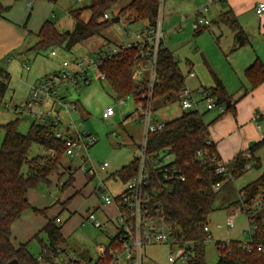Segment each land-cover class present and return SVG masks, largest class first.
Wrapping results in <instances>:
<instances>
[{
	"label": "rangeland",
	"instance_id": "obj_1",
	"mask_svg": "<svg viewBox=\"0 0 264 264\" xmlns=\"http://www.w3.org/2000/svg\"><path fill=\"white\" fill-rule=\"evenodd\" d=\"M129 1L119 0L115 5L117 7L114 6L108 12L111 19L118 16L120 14L118 8L125 6ZM88 4L89 0H59L50 20L56 23L60 31H70L74 28L76 21L70 15L69 9H80ZM224 8V3L218 0H164L165 40L178 60L184 76L188 74L187 71L191 66L197 73L198 79L188 83L190 88L197 85H203L208 89L213 88L215 86L213 74H216L225 85L231 101L237 105L245 98V96L242 97L245 89L249 88L245 69L251 61H255L256 57L261 58L264 55V45L256 40L258 38L253 31L252 35L246 32L249 43L236 49L235 32L229 25L217 22L218 13ZM90 16L89 11H84L82 19L86 22ZM121 18L122 21L119 24L112 23L101 36L82 41L71 50L64 47L34 50L37 38L29 34L23 43L6 52L0 59V66L11 74V80L9 90L0 107V146L5 135L2 128L4 124L19 119L18 130L27 134L35 122L36 119L29 111L19 108L28 101L31 85L60 71L65 61L72 63L75 58L81 60L84 57H93V50L98 45L114 47L127 42L142 27L143 22L129 23L126 15L125 17L121 15ZM199 20L210 22L209 27L201 33L197 32ZM127 31L131 34L129 37L126 35ZM261 41L264 42V39L262 38ZM52 52H56V55H52ZM25 65L30 66L31 69L26 70ZM73 68L71 64L69 69ZM90 79V85H81L79 90L73 86H62L58 91L57 96L63 102L78 105L80 113L72 109L55 107L59 114H54V110L49 105L50 100L41 106H34L37 111L43 110L47 113L46 116L50 122L55 117H59L66 125L69 124V127L73 122V126L70 127L71 135L87 133L97 138L93 146L81 150L80 157H63L61 175H53L50 183L31 190L30 208L18 219L13 229L14 243L19 246L30 241V251L40 257L43 251L42 243H47V236L45 233H40L39 239L33 238L41 232L48 220H55L57 225L61 226L65 245L63 249L61 248L59 256L50 264H72L71 260L79 261L80 264H95L98 258L97 248L101 245L107 247L111 238L117 233L118 213L104 203L102 195L107 193L116 196L125 189V183L119 179L117 172L138 154L139 146L144 139L145 128L134 97L118 99L107 82L97 77L94 69L90 70ZM108 107L114 108L115 115L104 119L103 114ZM50 109L52 114H49ZM200 109L202 113H205L206 123H210V137H219V131L225 129L227 125L219 127L220 130L214 135L212 133L214 130L211 129L228 112L215 120L218 116L215 110L207 111L204 104L200 106ZM182 113L178 102L164 104L162 99L156 101L154 114L160 122L176 119ZM259 124L264 127V120L261 119ZM263 147L264 145L254 150L255 158L264 155ZM42 153L43 149L35 144L31 148L30 155L34 157ZM82 158L88 160V168L95 167L98 173L90 176L82 170ZM255 161V159L251 160L253 166L251 169H246L233 181L219 188L216 210L208 219L209 233L213 241L206 245L207 264L218 262L216 242L245 239L243 231L248 225L245 213L239 211L241 203L237 202L239 191L264 173V164L257 168ZM165 162H172V157H166ZM104 163H108L109 167L100 170L99 166ZM68 166L72 167L73 184L62 189L63 184L70 178V171L67 172ZM23 172H27V166H24ZM99 187L102 189H98ZM35 210L45 211L43 214ZM91 213L98 221L108 225L106 224L104 228L95 226L94 221L89 218ZM234 214L235 223L230 227L228 220ZM104 218L106 222L103 221ZM177 253V246L172 243L147 245L144 248V264H170ZM92 258L94 262L90 261ZM177 264L188 263L178 261Z\"/></svg>",
	"mask_w": 264,
	"mask_h": 264
},
{
	"label": "trees",
	"instance_id": "obj_2",
	"mask_svg": "<svg viewBox=\"0 0 264 264\" xmlns=\"http://www.w3.org/2000/svg\"><path fill=\"white\" fill-rule=\"evenodd\" d=\"M4 0H0V18L5 12ZM56 4L59 0H46ZM119 0H89V4L80 9H71L70 15L75 19V26L70 31H60L52 20H46L37 34L34 50L42 51L52 47H64L71 50L74 46L94 36H101L112 24L104 19ZM160 0H131L120 11L119 16L126 15L130 23L146 22L152 25L157 17ZM84 11L91 16L88 21L82 19ZM217 22L225 23L235 32V48H241L249 43V36L240 25L237 17L231 10L219 14ZM203 30H201L202 32ZM138 50L130 49L111 61L105 62L100 70L107 77V84L118 99L133 96L136 104L141 101L142 85L134 82L132 69L136 62ZM158 77L161 82L156 91V98L162 99L165 104L178 102V95L184 89L185 76L174 54L164 48L159 55ZM215 86L210 88L217 97L218 103L225 104L226 110L215 118L219 119L227 112L233 111L236 103L231 97L221 79L213 74ZM245 77L250 85L242 97L248 95L264 83V65L256 59L245 70ZM11 74L0 66V107L9 90ZM205 113L199 111H183L176 119L165 122V126L148 139L147 153L152 166L165 158L172 157V164L181 170L185 180L174 184L168 194L161 197L162 209L174 228L173 237L182 245L189 246L188 264H207L205 259L206 232L209 216L216 210L215 204L220 190H214L218 183L225 186L246 170L248 161L243 155H238L231 164V178L218 175L215 166L210 162L203 163L198 157L200 151L216 152V146L210 141L209 126L204 119ZM19 119L10 121L2 126L5 135L0 146V264H8L17 259L19 264H50L54 262L65 239L61 233V226L56 221L48 220L44 228L33 239H39L40 233H45L47 243H42L43 251L40 257L30 251V241L16 247L12 239V226L30 208L29 192L42 184L51 182L53 175L60 174L62 159L66 156L64 143L55 136V125L34 122L27 134L18 130ZM210 142V143H209ZM39 145L47 153L31 157L33 145ZM264 145V138L250 149L255 167L260 168L259 159L255 158L254 150ZM53 153V154H52ZM27 166V172H23ZM137 160L122 167L117 176L125 184L135 174ZM62 189L73 184V176ZM61 175V174H60ZM264 188V173L242 190L237 203L248 204ZM66 204V202H65ZM43 213L45 210H35ZM259 223L255 234V244L251 252L240 248V241L232 240L225 247L217 244V250L222 252L217 264H264V251L258 245H264V223L262 217H257ZM116 239V238H115ZM112 239L109 248L117 246ZM63 249V248H62ZM113 259L106 255L98 259L96 264H112Z\"/></svg>",
	"mask_w": 264,
	"mask_h": 264
},
{
	"label": "built area",
	"instance_id": "obj_3",
	"mask_svg": "<svg viewBox=\"0 0 264 264\" xmlns=\"http://www.w3.org/2000/svg\"><path fill=\"white\" fill-rule=\"evenodd\" d=\"M255 12L258 18H262L264 15V3H259ZM104 19L110 20L111 16L106 13ZM203 25L209 26L210 22L206 20ZM126 35L129 37L131 34L127 31ZM164 48H166L164 0H160L159 11L152 25L146 24L140 27L133 34L132 39L119 46L105 47L95 53L93 57H84L81 60L75 58L72 63L63 62L60 71L30 86L28 101L22 107H19L29 111L36 119L35 122L55 125V136L64 143L66 156L80 157L81 150L93 146L97 142V138L87 133H77L74 137H66L63 129L59 127L61 125L59 117H55L50 122L46 116L47 113L43 110L37 111L34 106H41L44 102L50 100L54 105L52 110L54 107H61L78 112L76 104L63 102L57 96L60 88L62 86H73L79 90L81 85H90L91 69L96 71L97 77L101 81H106V75L100 70V67L105 62L115 59L130 49L138 50L137 59L132 69V78L134 82L142 85L141 101L137 106L145 132L143 142L140 144L138 154L135 157L137 169L135 174L125 184V189L119 194L116 196H111L107 193L102 195L104 203L106 205H114L118 213L117 234L111 238V240L116 238L117 246L114 248L101 247L99 249V259L109 255L113 259L112 264H119L121 260L126 262V264H144V248L147 245L167 243L176 245L178 252L177 256L171 259L170 264H177L178 261L188 263L189 261V246L187 244L180 245L175 241L173 237L174 228L168 221L161 204L163 194L170 193L174 184L180 180H185V177L179 167L170 162L161 161L152 166L147 153L150 134L161 130L165 126V122L158 121L154 114L156 101L158 100L155 94L161 86L158 77V60L160 52ZM52 55H56V52H52ZM71 64L74 66L72 70L69 69ZM25 68L26 70L30 69L28 65H25ZM189 76L194 77L195 74L191 72ZM185 82L184 89L178 95V104L182 111L201 112L200 106L204 104L207 111L215 110L219 114L225 112L226 105L218 103L217 97L210 89L203 86L192 89L187 84L186 78ZM52 110L49 111V114H52ZM114 115V108L108 107L103 114V118L109 119ZM259 118V114L255 113V120L258 121ZM72 123L70 124L71 127L73 126ZM43 153L47 152L43 151ZM198 157L203 163L208 161L213 164L216 174L231 178L229 165L221 159L217 151H200L198 152ZM244 158L248 161L246 169H251L253 167L251 153H245ZM87 163V159H81L82 170L90 176L97 174L98 170L95 167L93 169L88 168ZM108 167V163L99 166L100 170H105ZM102 187L98 189H102ZM220 187L221 184L218 183L214 186V190H219ZM239 211L245 213L248 225L243 231L245 239L240 241V248L251 252L255 244L254 237L259 227L257 217L261 216L264 223V188H261L259 193L248 204L242 202ZM89 218L94 221L95 226L98 228L106 226L100 223L93 213L89 215ZM228 223L230 227L234 226L235 214L230 216ZM205 232L207 234L205 243L207 244L213 241V238L209 233L208 226L205 227ZM229 242L218 241L216 246L219 243L220 246L225 247ZM258 248L260 251H264V245L260 244ZM218 254L220 256L222 252L218 251Z\"/></svg>",
	"mask_w": 264,
	"mask_h": 264
},
{
	"label": "crops",
	"instance_id": "obj_4",
	"mask_svg": "<svg viewBox=\"0 0 264 264\" xmlns=\"http://www.w3.org/2000/svg\"><path fill=\"white\" fill-rule=\"evenodd\" d=\"M130 1L128 3H130ZM218 1H222V3H224V5H225V8L219 11L218 16L220 13H222L224 11L231 10L234 13V15L237 17L240 25L245 30V32L251 34L253 31H255V35L257 36L256 38H258L256 40L264 45V42L261 41L262 38L264 39V15L262 18H258L256 15V12H255L257 5L259 3H264V0H218ZM3 4H4V6H11L10 7L11 10L10 11L5 10L3 17L0 18V59L6 54V52L11 50L15 46L23 43L27 39V37H29V34H37L40 31L43 23L46 20H49L50 16L52 17V14L54 12L55 5H56V4L50 3L46 0H4ZM125 6H123V7H125ZM115 7H117V6H115ZM123 7L118 8V9H120V11H121V9ZM69 11H70V9H69ZM124 17H125V15H124ZM121 21H122V18H121ZM197 22H198L197 23L198 24V27H197L198 33H201V30L204 31V29L209 27L208 25L204 26L203 25L204 21H202V20H199ZM136 23H138V22H136ZM146 24H147L146 22H143V24H141V26H145ZM256 25H257V28H256ZM123 43H125V42H122L121 44H123ZM165 46H166V48L169 49L168 45L166 44V40H165ZM105 47H106V45H104V44L98 45L97 48H95L93 50L94 54L97 53L98 51H100L101 49L105 48ZM107 47H109V46H107ZM257 58L260 59L264 65V55L261 56V58L256 57V59ZM256 59H254V60H256ZM253 62L254 61H251L250 65ZM250 65H248V66H250ZM30 69H31V67H30ZM191 72H193L195 74L194 77L189 76V74ZM187 73L188 74L185 75V78L187 80V84L193 80L198 79V75L193 70L192 66L189 68ZM200 86H203V85H197V86L193 87L192 89H196ZM203 87H205V86H203ZM248 87H250L249 83H248ZM205 88H207V87H205ZM230 102H232V101H230ZM49 105H50V107L54 106L52 101L51 102L49 101ZM76 106L78 108V112L80 113L78 105H76ZM234 108L235 109L233 111L228 112L226 115L224 114L225 116L222 118V120L219 123H217L215 125V127H213V129H211V130H214L212 132L214 135V134H216V131L220 130L219 127H222V125L226 124L227 126H225V129H222V131H219L220 132L219 137L218 136L210 137V141L215 144L216 151L218 152L219 156L221 157V159L223 161H225L229 165V167H231V164L234 162L235 158L238 155L244 156L245 153L250 152L249 149L254 144L259 143L264 138V127H262L259 124V121L261 119L264 120V83L262 85H260L258 88H256L254 91H252L251 93L246 95L245 98L241 102H239L237 105H235ZM53 110H54V114H59V113H57L55 107L53 108ZM255 113H258L260 116L258 121L255 120ZM217 114H218V116L220 115L218 112H217ZM255 122H256V126H254ZM258 124H259V126H258ZM59 127L61 129H63L66 137H74L75 136V135L73 136L70 134V132H71L70 127L71 126L69 127V124L66 125V123L61 121V125ZM209 133H210V127H209ZM214 138H216V139H214ZM135 157H136V155L134 156L132 161L135 160ZM258 159H259V163H260V167H261L262 164H264V155H262V157L259 156ZM132 161H130V162H132ZM67 169L72 170V167L68 166ZM30 192H29V196H30ZM238 194H239V192H238ZM108 206H111L113 208L114 212L117 211V208L114 205H108ZM114 212H112V213H114ZM108 214H110V213H108ZM108 214H107V216H108ZM105 220L106 219L104 218L103 221L106 222ZM17 221L12 226V236H13V229H14ZM99 222L101 223V221H99ZM102 224L108 225V223H102ZM13 244L16 247H18V245H16L14 243V241H13ZM101 247H105V246L101 245L97 248L98 258L96 259L95 264L98 262L99 249ZM90 261L94 262V259L92 258ZM70 263L80 264L79 261H75V260H71ZM119 264H126V262L121 260L119 262Z\"/></svg>",
	"mask_w": 264,
	"mask_h": 264
},
{
	"label": "water",
	"instance_id": "obj_5",
	"mask_svg": "<svg viewBox=\"0 0 264 264\" xmlns=\"http://www.w3.org/2000/svg\"><path fill=\"white\" fill-rule=\"evenodd\" d=\"M10 9V7H5V10H8ZM121 22V17L118 15V16H114L112 19H111V23L113 24H119ZM231 104V102L229 101L228 102V105L227 107ZM127 117V116H126ZM182 247V246H180ZM8 264H19L18 260L17 259H14L12 261H10Z\"/></svg>",
	"mask_w": 264,
	"mask_h": 264
}]
</instances>
